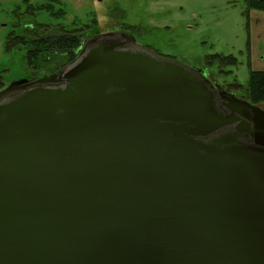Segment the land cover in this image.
<instances>
[{
    "label": "water",
    "instance_id": "1",
    "mask_svg": "<svg viewBox=\"0 0 264 264\" xmlns=\"http://www.w3.org/2000/svg\"><path fill=\"white\" fill-rule=\"evenodd\" d=\"M122 46L0 92V264H264V110Z\"/></svg>",
    "mask_w": 264,
    "mask_h": 264
},
{
    "label": "rangeland",
    "instance_id": "2",
    "mask_svg": "<svg viewBox=\"0 0 264 264\" xmlns=\"http://www.w3.org/2000/svg\"><path fill=\"white\" fill-rule=\"evenodd\" d=\"M47 1L0 0V92L21 80L34 82L58 72H30L23 49H6L8 35H25L38 24L49 26L51 32L61 27L82 31L86 40L77 58L93 38L114 34L123 43L122 51H149L199 71L221 91L245 101L248 63L252 70L264 71V13L252 11L247 22L245 0H57L64 18L46 13L29 17L25 13L26 4ZM125 26L133 31L124 33ZM215 55L232 57L237 65L223 67L224 74L220 75L214 64L206 68L207 61ZM233 84L243 90L225 87ZM254 106L264 110V104Z\"/></svg>",
    "mask_w": 264,
    "mask_h": 264
},
{
    "label": "trees",
    "instance_id": "3",
    "mask_svg": "<svg viewBox=\"0 0 264 264\" xmlns=\"http://www.w3.org/2000/svg\"><path fill=\"white\" fill-rule=\"evenodd\" d=\"M245 17L249 21L252 11L264 13V0H245ZM27 15L35 16L37 13H46L60 19L65 17V12L61 9V4L57 0H49L41 4H26ZM49 26L38 24L33 29L25 32V35L11 33L6 40L7 50H20L25 52L27 68L33 73H53L68 66L78 56L84 39L82 31L77 29L65 30L58 28L54 32H49ZM124 33L129 34L133 28L125 26ZM249 49V47H248ZM217 66L219 74H224L222 68L230 65L236 66L237 61L232 57L215 55L210 57L206 63V68L211 65ZM248 82L246 88V98L252 105L264 104V71H254L248 63ZM3 87L0 77V89ZM227 89L242 91V87L237 84L225 86Z\"/></svg>",
    "mask_w": 264,
    "mask_h": 264
},
{
    "label": "flooded vegetation",
    "instance_id": "4",
    "mask_svg": "<svg viewBox=\"0 0 264 264\" xmlns=\"http://www.w3.org/2000/svg\"><path fill=\"white\" fill-rule=\"evenodd\" d=\"M216 89H217V91H219V92H221V90H220V88L219 87H216ZM218 92V93H219ZM228 95V94H227ZM224 97L225 96H220V95H218L217 94V96H216V101H217V105L218 106H222L223 104H225L226 103V100L224 99Z\"/></svg>",
    "mask_w": 264,
    "mask_h": 264
}]
</instances>
